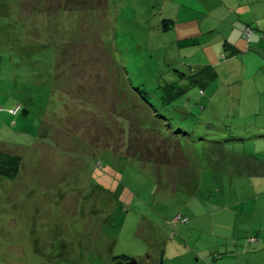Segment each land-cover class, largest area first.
<instances>
[{"label":"rangeland","instance_id":"rangeland-1","mask_svg":"<svg viewBox=\"0 0 264 264\" xmlns=\"http://www.w3.org/2000/svg\"><path fill=\"white\" fill-rule=\"evenodd\" d=\"M217 17L203 0H0V149L23 156L16 178L0 175V264L255 263L264 177L215 170L190 140L179 166L175 144L140 125L154 115L145 93L177 92L188 64L226 54ZM221 81L175 104L248 137L229 149L264 157L263 92L244 84L240 103L241 86ZM134 140L173 163L130 155Z\"/></svg>","mask_w":264,"mask_h":264},{"label":"trees","instance_id":"trees-1","mask_svg":"<svg viewBox=\"0 0 264 264\" xmlns=\"http://www.w3.org/2000/svg\"><path fill=\"white\" fill-rule=\"evenodd\" d=\"M64 4L65 1L61 4L62 7ZM161 23L164 31L170 29L173 30L177 24L173 18L168 17L163 18ZM251 29V26L247 25L243 30L244 36L247 30H250L252 33ZM180 73L182 75L181 78H187L189 83L186 86L181 85L177 87L176 83L178 81L172 82L171 89L178 88L179 90L177 92L165 90L164 88L159 87L161 89H156L157 93L155 95H152L151 97L147 96L146 93L143 95L145 103L153 110L154 114L150 118L152 120L151 124L144 125L143 120L141 121L142 124L140 125H142L141 127L143 128V131L145 130L146 132H150L151 135L155 134L163 136L162 138L165 140L169 138L183 155L184 160H179V166H184L185 161L189 162V157L184 150L183 142L184 140H190L192 143L196 145L198 144V146L202 147L204 150L203 153L208 160L210 167L214 169L216 167H225L229 170V172L232 171V174H230L234 176L251 178L264 177V157L258 156L255 153H243L229 149V146L234 145L236 142L244 141L245 139H248V137H243L242 134L233 133L231 130L223 133L226 135H222L221 131H217V128L222 127L216 125L213 120L209 122L205 121L204 124H201L202 122L193 118L196 115L193 110H190L186 106L175 104L176 101L180 99L179 97L183 96L181 94L183 92L187 93L192 85H200L202 87L201 92L203 93L204 87L210 86L217 78L218 74L215 67L212 65L193 67L188 64L187 72ZM151 93H154V91L152 90L148 94ZM210 104H208V106ZM19 107L20 106L15 109L13 108V110H16L15 113H17ZM199 107L206 108V105H199ZM24 112L26 113L28 111L24 110ZM202 113L203 112H201V114ZM207 118L208 117L203 119L207 120ZM209 118L211 119V117ZM137 128L138 127L134 126V131H132V135L134 134L133 136L136 139ZM141 134L146 135L144 132H141ZM140 142H143V140ZM140 142L136 143L134 140V143L130 144V147H128L130 155L143 162H150L157 168L162 165L173 163V159L170 158L169 152L164 150L162 146L157 145V147H155L150 144L141 145ZM22 162V155L0 149L1 176L16 178L20 172ZM119 257L124 259L129 258L126 255H118L115 256L114 259L116 260Z\"/></svg>","mask_w":264,"mask_h":264},{"label":"crops","instance_id":"crops-1","mask_svg":"<svg viewBox=\"0 0 264 264\" xmlns=\"http://www.w3.org/2000/svg\"><path fill=\"white\" fill-rule=\"evenodd\" d=\"M203 5L208 8L209 13H217L218 26L231 32L224 46L226 54L222 52L223 56H219L218 62L205 64L215 67L218 74L215 80H222V85L226 87L232 84L241 86L238 90L232 89L231 92L240 103L245 94L244 84L252 87L254 90L252 94H264V0H203ZM247 25L252 28V33L248 38L243 33ZM209 28V30L215 29V27ZM186 39L191 41L195 38L187 37ZM245 55L247 57H244ZM190 65L201 67L204 64ZM222 88L220 87L219 90ZM259 91L263 93L260 94ZM212 101L211 99V103ZM261 102H264V96ZM259 182L264 184V181ZM262 193H264V185L257 195ZM262 212V214H257V218L249 228L250 232L255 233L251 242L255 243L254 247L259 253L253 264H264V208Z\"/></svg>","mask_w":264,"mask_h":264},{"label":"built area","instance_id":"built-area-1","mask_svg":"<svg viewBox=\"0 0 264 264\" xmlns=\"http://www.w3.org/2000/svg\"><path fill=\"white\" fill-rule=\"evenodd\" d=\"M251 34V31L250 30H247L246 32H245V36L246 37H249V35ZM16 112V110H14V113Z\"/></svg>","mask_w":264,"mask_h":264}]
</instances>
